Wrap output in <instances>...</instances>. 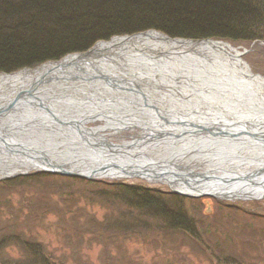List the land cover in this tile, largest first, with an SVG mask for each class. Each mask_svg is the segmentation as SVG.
Listing matches in <instances>:
<instances>
[{
  "label": "water",
  "instance_id": "95a60500",
  "mask_svg": "<svg viewBox=\"0 0 264 264\" xmlns=\"http://www.w3.org/2000/svg\"><path fill=\"white\" fill-rule=\"evenodd\" d=\"M113 39L118 41L114 55L94 58ZM219 44L229 45L222 39L172 37L150 29L112 36L34 69L0 72V179L20 174L24 166L25 173L35 169L84 178L140 177L193 197H264V84L247 71L242 52L226 54ZM93 61L114 68L113 74L97 69ZM135 68L152 78L163 75L147 83L156 94H163L159 78L180 85L189 101L199 89L222 90L220 107L211 101L206 113L175 121L152 100L136 95L134 84L126 80ZM50 75L55 82L48 80ZM59 82H72L66 88L72 89H46ZM82 82L85 86L74 85ZM108 94L116 96L112 103ZM118 108L127 109L126 116L117 114ZM108 124L121 132H140L116 143L107 137ZM163 141L180 144L181 155L190 159H154L152 143ZM202 149L209 163L204 169L200 160L206 156L198 155ZM177 154L173 149L172 156Z\"/></svg>",
  "mask_w": 264,
  "mask_h": 264
},
{
  "label": "rangeland",
  "instance_id": "374dc122",
  "mask_svg": "<svg viewBox=\"0 0 264 264\" xmlns=\"http://www.w3.org/2000/svg\"><path fill=\"white\" fill-rule=\"evenodd\" d=\"M233 45L251 48V43ZM243 57L253 72L264 76V40L255 42ZM113 141L120 142L117 137ZM21 185L19 181L10 188L0 187V233L10 229L41 242L51 264H227L226 260L234 264L238 258L244 260L238 263L264 264V197L223 199L204 195L195 197L201 201L186 202L184 208L190 218L197 219L196 233L204 234L213 245L210 256L164 219L128 203L122 192L112 187L114 184L95 186L62 180L59 186L51 187L43 180L33 187ZM70 206L72 213L65 211ZM99 226L101 232L93 234L92 227ZM117 226H121L119 231H115ZM227 232L230 234L225 237ZM5 246L0 257L22 256L16 245Z\"/></svg>",
  "mask_w": 264,
  "mask_h": 264
},
{
  "label": "trees",
  "instance_id": "16d2710c",
  "mask_svg": "<svg viewBox=\"0 0 264 264\" xmlns=\"http://www.w3.org/2000/svg\"><path fill=\"white\" fill-rule=\"evenodd\" d=\"M154 28L172 37L222 38L248 45L264 40V0H0V71L36 67L71 52L87 50L101 39ZM43 180L51 187L59 186L62 180L95 186L114 184L112 187L120 190L128 203L164 219L165 224L190 236L195 246L212 255L213 245L204 234L196 233L197 219L190 218L184 208L187 201H201L200 198L179 195L165 186L85 180L46 171L1 179L0 187L10 188L19 181L33 187ZM65 211L72 213V206ZM115 229L119 231L121 226ZM100 230V226L91 229L96 235ZM0 235L4 236L0 251L11 244L22 252L15 259L0 257V264H51L45 255L46 247L36 239L10 229ZM239 260L242 259H234V264H247Z\"/></svg>",
  "mask_w": 264,
  "mask_h": 264
},
{
  "label": "bare ground",
  "instance_id": "6f19581e",
  "mask_svg": "<svg viewBox=\"0 0 264 264\" xmlns=\"http://www.w3.org/2000/svg\"><path fill=\"white\" fill-rule=\"evenodd\" d=\"M117 42H118L117 39H113L110 43H105V45L110 44L109 46H107L105 48H102L103 44L98 45L97 48H102V50L98 51L99 56L96 55L94 58H98V57H102V56L107 57V55L113 56L114 50L118 49V45L116 44ZM219 45H220L219 47H222L223 49H225L226 54L227 53L239 54L242 52L241 58L244 62V66L247 67V71L253 72L243 57V55L248 52L247 48H241V47L238 48L235 45H233L232 43H230L229 45H226V46H223L221 44H219ZM92 63H94L96 65L97 69L102 70V71H106V72L111 73V74H113V71L115 70L114 68L112 69L108 66L102 67L101 63H99L98 61H93ZM43 69H45V67L41 68L39 70H43ZM28 73H22L23 78H28L29 77ZM132 73H134V74L130 75L131 78L126 79V80H129L131 83L134 84L133 87L136 90V95L145 96L146 100L147 99L152 100V102L155 103L156 109H159L162 113H164L166 115H172L174 117L173 119L175 121H178V122L181 120H185V119L193 120L194 118L198 117V113H200V112L206 113V111L211 108V104H210L211 101H214V103L217 104L218 107H220L219 104L222 102V98H223L222 90L213 89L215 91H211V90L199 89V90H197L198 92H197V95L195 96V98L192 101L191 100L189 101L186 98V91H184L182 89V87H180V85L177 86L173 82L162 81L160 78L157 79V81L160 80V82H161L163 94H161V95L156 94V93H153L152 90L147 87V83L150 79H154V78L156 79V78L161 77L163 75H156V77L152 78L149 75V73H147V71L145 72V71L141 70L140 68L133 69ZM253 73H255V72H253ZM52 75H50V77H47V78H48V80L55 82V77ZM259 76L261 77V82L264 84V76L263 77L261 75H259ZM260 77H259V79H260ZM86 82H89V81H86ZM71 84H72V82H68V83L59 82V83L51 84L50 86H46V89L48 91H50V89L55 90L57 88L61 90V88L63 86L65 87L64 89H66V88L70 87ZM74 85L77 87H82L84 85V82H82L80 84L75 83ZM159 85H160V83H159ZM71 89H66V90L70 91ZM139 89L142 90L143 93H139L138 92ZM108 97L110 98V100H109L110 103H112L113 100H115L116 96L114 97L112 94H108ZM107 106H108V104H107ZM95 109L98 110L97 107H95ZM145 109H148V108H145ZM217 110H215V111H217ZM126 111H128V110L118 108L116 113L125 115ZM93 115H95V113ZM98 121L101 122L100 124H102V125L103 124L105 125V123H106V121L105 122L100 121V120H98ZM107 126L111 127L109 130L110 133L107 134V137H109V139L111 136L116 137V135L118 136V134H121L120 133L121 129L118 130L117 125L108 124ZM112 132H117V133L112 134ZM127 132H128V134H130L129 131H127ZM119 137L124 140L123 142L126 141L122 136H119ZM186 145H189V144H186ZM152 146H154V148L152 149V152L155 155H157L154 157V159H156V158L160 159L161 156H163V157H165V160H171L172 159V161L176 162V163H182V162H184V160L190 159V156L188 159H185L183 157V155H181L182 152H181V148H180L181 145L180 144L175 145L171 142L168 144V142L163 141L159 145L152 143ZM173 149H176L179 152V154H177L175 157L172 156ZM201 151L202 152H200L198 155L206 156L200 160V163L204 169L209 164V163L206 164V161H208L207 160L208 156H207L204 149H202ZM210 160H212L211 162L214 165L217 164L216 159L214 161V158L211 159V157H210ZM194 163L198 164L196 161H194ZM13 170H14V168H11V169H9V172H11ZM25 170H27V168H25L23 166L18 171L22 172ZM5 172H6V170L3 171V173H5Z\"/></svg>",
  "mask_w": 264,
  "mask_h": 264
}]
</instances>
